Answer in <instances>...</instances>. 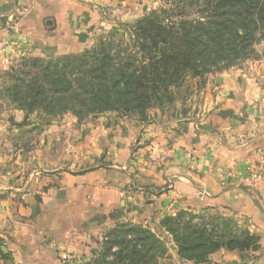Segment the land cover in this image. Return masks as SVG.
Masks as SVG:
<instances>
[{
  "label": "crops",
  "instance_id": "obj_1",
  "mask_svg": "<svg viewBox=\"0 0 264 264\" xmlns=\"http://www.w3.org/2000/svg\"><path fill=\"white\" fill-rule=\"evenodd\" d=\"M149 10L144 0H0V48L14 20L20 28L0 71L79 53ZM203 96L195 117L161 125L71 114L38 123L0 108V264H78L99 219L166 238L161 222L182 210L221 211L260 240L250 257L222 249L205 264H264V60L212 76Z\"/></svg>",
  "mask_w": 264,
  "mask_h": 264
},
{
  "label": "trees",
  "instance_id": "obj_2",
  "mask_svg": "<svg viewBox=\"0 0 264 264\" xmlns=\"http://www.w3.org/2000/svg\"><path fill=\"white\" fill-rule=\"evenodd\" d=\"M163 1L162 8L79 53L21 58L0 71V97L26 115L71 114L83 121L116 112L143 121L152 109L175 105L188 82L200 92L208 75L264 59V50H256L264 42V0ZM161 226L179 258L195 264L210 262L222 249L253 255L260 245L230 216L182 210ZM162 238L143 225L117 222L81 264H158L168 254Z\"/></svg>",
  "mask_w": 264,
  "mask_h": 264
},
{
  "label": "rangeland",
  "instance_id": "obj_3",
  "mask_svg": "<svg viewBox=\"0 0 264 264\" xmlns=\"http://www.w3.org/2000/svg\"><path fill=\"white\" fill-rule=\"evenodd\" d=\"M144 1L148 5L150 10L146 11L144 16H142L141 18H139V19H137V20H135L133 22L132 21L131 22L130 21L120 22L113 32L119 31V30H123L124 26L131 25V24L135 23L136 21H138V20H140L142 18H145L152 11L158 10V9H160V8H162L164 6V1L163 0H144ZM256 50H257L258 53L261 54L263 52V50H264V42L262 44L257 45L256 46ZM255 60H264V59L263 58L249 59V60L241 63L239 66H235V68L236 67L238 68V67H241V66L243 67L244 65L248 64L249 62H253ZM218 73H222V72H214V73H212V74L207 76L206 85L200 92L195 91V82L194 81L188 82L186 84V86L182 90H180L178 92V101H177V103L175 105L166 106L163 109L162 108L152 109L148 113V117L145 120H143V121L137 115H123V114L116 113V112H114V113H105V114H102V115H99V116H96V117H90L88 119H91V118L96 119V118H99L101 116H106V118H108L109 120H113V121H115L116 119H127L128 121L129 120H138L140 122L155 121V122H157V123H159L161 125V124H169V123L177 121V119H180V118H183V117H187L192 111H195V113H193V112L191 113L192 116L195 117L196 114H198L199 108L201 107V105L204 102L203 92L208 87L209 80L212 78V76H215ZM4 82L5 81L0 77V92H1L2 86L4 85ZM12 107H13V104L8 98H3L2 96L0 97V108L1 109L3 108V110L5 112L8 111V113L6 114V118L8 116L12 115V112L10 111V109L12 110ZM7 109H9V110H7ZM72 116L69 115L67 117L54 118V117L47 116L44 113L36 112V113L31 114V115H27V118H28V120H35V122L39 123V122H44V121H47V120L53 121V120H60V119H63V118H71ZM88 119H85V120H88ZM189 211L195 212L197 214H203V215H205L207 217H210L211 214H216V215L218 214L220 216H227V215H225V213H223L221 211H217V213H214L213 211H206V210H202L201 212L200 211L197 212V211H193V210H189ZM203 211H205L206 213L203 212ZM98 221H100V223H101V225L99 226L100 229H97L95 231V235H94V237H92L90 245H89L88 253L85 254V255L82 254V255H80V258L75 259L76 261H80V263H78V264H81L82 262L88 261V260H90L92 258V252H94L95 250H98L100 248V244H98V242L99 243L102 242V236L105 234V232H107V230L109 228L112 227V226H106L105 225L107 223V221L100 220V219ZM138 225H140V224H138ZM144 227H147L150 230H152L153 232H155L158 235L162 236L163 237L162 239L167 244L168 254L166 256L161 257L158 260V264H182L181 262L180 263H174V258L172 256V250H177V246L173 242V239H172V237L170 235H168L165 238L164 234H159L158 233L159 231L154 230V229H152L151 227H148V226H144ZM237 230L238 231L245 230V228H242V227L239 226V227H237ZM246 257H250V255L249 254H245V255H243L242 258L245 259ZM69 260L71 262L74 261V259L68 258L67 256L64 257V261L65 262H67ZM180 260H182V259H180ZM182 261L190 262V261H186V260H182Z\"/></svg>",
  "mask_w": 264,
  "mask_h": 264
},
{
  "label": "built area",
  "instance_id": "obj_4",
  "mask_svg": "<svg viewBox=\"0 0 264 264\" xmlns=\"http://www.w3.org/2000/svg\"><path fill=\"white\" fill-rule=\"evenodd\" d=\"M10 31L12 33L11 35V42L9 44H6L0 48V53L1 54H8V49L11 47L13 50L20 49V45L18 43V37L20 36V28H19V23L17 20H14L10 24Z\"/></svg>",
  "mask_w": 264,
  "mask_h": 264
}]
</instances>
